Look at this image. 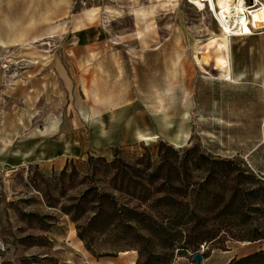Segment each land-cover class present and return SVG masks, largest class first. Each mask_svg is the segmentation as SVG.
<instances>
[{"label":"rangeland","instance_id":"374dc122","mask_svg":"<svg viewBox=\"0 0 264 264\" xmlns=\"http://www.w3.org/2000/svg\"><path fill=\"white\" fill-rule=\"evenodd\" d=\"M64 1L38 0V18L92 32L0 46V115L35 111L38 63H102L106 72H73L70 93L54 103L89 151L62 175L65 167L29 168L17 185L26 203L7 212L20 210L24 236L9 225L0 264H196L202 247L200 264H228L264 250V105L257 87L219 77L218 53L205 49L220 32L214 12L187 0ZM93 41L87 53L74 50ZM50 46L60 54L41 51ZM229 49L232 72L264 80V29ZM46 207L59 212L47 217ZM61 214L74 235L49 241L42 230Z\"/></svg>","mask_w":264,"mask_h":264},{"label":"crops","instance_id":"0c3cea01","mask_svg":"<svg viewBox=\"0 0 264 264\" xmlns=\"http://www.w3.org/2000/svg\"><path fill=\"white\" fill-rule=\"evenodd\" d=\"M50 1L56 7H66L63 4L59 5V0ZM60 2L64 3L65 1L60 0ZM27 17L28 19H26ZM42 18H38V0H0V46L10 47L17 45L18 43L8 45L13 40H23L22 43L31 41L33 44L38 41H45V45H49L56 38L63 37L65 32L66 37L68 36L67 33L76 32L82 36L86 33H91V30H93L88 25L76 31L73 26L74 20L71 21L69 18H66V22L63 23L53 22L49 15ZM138 18L140 21L147 20L145 23L149 24L148 16L146 17L145 14L138 15ZM61 29L64 31H60ZM137 35H139V38L136 37ZM142 35L144 36V33L138 30L134 33L135 39L138 40L140 38L142 40ZM231 39L232 37L230 38V43ZM95 42L83 44V48H74V50L87 53ZM41 51L47 52L50 56L60 54V50L52 49L51 46ZM62 52H65V49ZM88 57L92 59L93 55L88 53ZM81 66L85 67V69H80L78 65L69 63H38V69H36L39 73L38 80L32 82L33 87L38 89L35 92L36 96L38 95V105H36L35 111L32 112V104H28V109L25 112L17 114L7 112L4 115H0V228L2 236L7 242L11 243L13 238L24 236L17 231L21 229V222H24L20 219V210L16 212L15 208H12L13 213L7 212L11 203L13 205L18 203V206L21 203L25 205V192L21 193L17 185L19 186L20 181H23L24 185L26 184L29 168H36L37 171L38 169H43L42 171L44 169H53L56 173H59L71 161L78 158L83 159L88 155L89 150L81 142L76 145L74 134L63 126V122L54 112L56 97L59 94L68 95L70 89H72L75 81L73 72H81L83 70L87 73L96 70L106 72V68L102 63L86 65L82 62ZM89 78L90 76L87 75L85 79ZM224 80L236 84L248 83L257 87L260 103L264 105V80L261 72H252L251 82H247V75L244 70L231 71V80ZM59 85L64 86L59 87ZM27 97L28 99L31 98L28 95ZM149 139L142 137V140ZM21 212L24 214L25 210ZM44 212H46L47 217H54L59 211L54 207H46ZM49 223H53L50 225L49 230H42L49 241L61 242L62 239H65L64 235L67 233L68 239H65L67 242L74 235L66 215L61 214V217ZM10 224H12L13 238H11L9 233ZM122 254L126 255L128 252H123Z\"/></svg>","mask_w":264,"mask_h":264},{"label":"bare ground","instance_id":"6f19581e","mask_svg":"<svg viewBox=\"0 0 264 264\" xmlns=\"http://www.w3.org/2000/svg\"><path fill=\"white\" fill-rule=\"evenodd\" d=\"M194 5H208L211 12L218 21L220 32L211 37L205 44L207 48L215 47L218 56L215 59L216 69L220 71V78L231 80V68L229 59V43L232 37H246L253 35L250 28L251 25L254 29H264V0H254L250 10H247L243 0H188ZM248 11L249 18H242V14ZM144 17V16H143ZM262 24V25H261ZM247 28V32H245ZM143 36V35H142ZM141 39V38H140ZM211 53V51H210ZM196 55V54H195ZM214 56V55H212ZM208 58V57H207ZM197 65L202 69L200 60L195 56ZM210 62V60H208Z\"/></svg>","mask_w":264,"mask_h":264},{"label":"trees","instance_id":"16d2710c","mask_svg":"<svg viewBox=\"0 0 264 264\" xmlns=\"http://www.w3.org/2000/svg\"><path fill=\"white\" fill-rule=\"evenodd\" d=\"M66 167L62 170L61 175L65 173ZM99 216V213H96L90 222H95ZM228 264H264V250L245 256L238 260L232 259Z\"/></svg>","mask_w":264,"mask_h":264},{"label":"built area","instance_id":"2783aa9c","mask_svg":"<svg viewBox=\"0 0 264 264\" xmlns=\"http://www.w3.org/2000/svg\"><path fill=\"white\" fill-rule=\"evenodd\" d=\"M188 1V0H187ZM189 2V1H188ZM254 0H243L244 5H246L247 10H250V7L253 5ZM252 4V5H251ZM242 18H249V13L248 11L244 14H242ZM250 28V31H256V29H254L251 25H247ZM10 250V243L7 242L1 233V228H0V259L2 258V256H4L5 254H7ZM203 251V247L201 251H197V252H202ZM194 254V253H193ZM192 254V255H193Z\"/></svg>","mask_w":264,"mask_h":264},{"label":"water","instance_id":"95a60500","mask_svg":"<svg viewBox=\"0 0 264 264\" xmlns=\"http://www.w3.org/2000/svg\"><path fill=\"white\" fill-rule=\"evenodd\" d=\"M264 246V245H263ZM202 253L200 252H195L193 255H192V261L196 264H200L202 262Z\"/></svg>","mask_w":264,"mask_h":264},{"label":"snow or ice","instance_id":"6c2138e0","mask_svg":"<svg viewBox=\"0 0 264 264\" xmlns=\"http://www.w3.org/2000/svg\"><path fill=\"white\" fill-rule=\"evenodd\" d=\"M248 30H247V28H245V32H247Z\"/></svg>","mask_w":264,"mask_h":264}]
</instances>
